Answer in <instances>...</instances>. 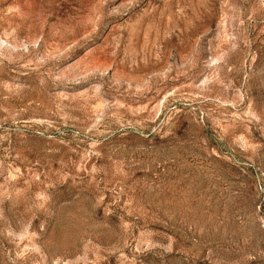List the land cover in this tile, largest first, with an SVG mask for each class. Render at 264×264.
<instances>
[{
    "label": "rangeland",
    "instance_id": "1",
    "mask_svg": "<svg viewBox=\"0 0 264 264\" xmlns=\"http://www.w3.org/2000/svg\"><path fill=\"white\" fill-rule=\"evenodd\" d=\"M0 264H264V0H0Z\"/></svg>",
    "mask_w": 264,
    "mask_h": 264
}]
</instances>
